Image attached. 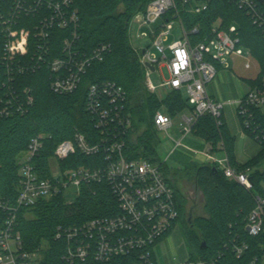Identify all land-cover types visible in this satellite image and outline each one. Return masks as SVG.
I'll list each match as a JSON object with an SVG mask.
<instances>
[{
	"label": "built area",
	"instance_id": "obj_1",
	"mask_svg": "<svg viewBox=\"0 0 264 264\" xmlns=\"http://www.w3.org/2000/svg\"><path fill=\"white\" fill-rule=\"evenodd\" d=\"M228 1L244 10L264 33V0ZM73 3L74 0H0V62L7 70V84L4 83L5 90L0 93V118L23 115L35 104L32 88L27 84L22 85L19 76L48 66L52 91L67 95L78 89L83 76L95 61L104 59L109 51L106 44L94 49L92 54L79 49L80 17ZM208 8V0H152L144 12L134 15L129 26L130 35L133 25L151 27L159 19L163 20L161 25L150 31L152 46L135 48L146 69V86L150 92H158L150 75L163 60L170 78L160 87L166 92L188 91L191 108L180 113V140L175 141L169 135L174 126L172 116L165 110L157 111L154 116L157 130L164 132L174 142L171 152L184 146V138L194 135L193 127L200 117L212 116L218 127L224 124L225 103L214 99L207 90V85L216 79L219 67H230V59L239 56L245 59L246 69L255 65L258 73L262 72L258 62H252L255 58L251 50L242 44L237 23L224 28L223 20L219 18L212 25L207 39L192 42V35L199 30L196 27L191 31L186 28L182 12L199 14ZM32 14L39 17L38 21L30 28L18 30V25ZM173 19L179 21L182 36L166 45L165 41L173 29ZM138 37L143 36L139 33ZM153 48L156 53L152 52ZM167 51H170V55ZM157 53L161 56L158 57ZM127 98L125 89L116 82L89 85L86 109L94 115L100 141L90 144L84 134L77 132L73 139L60 142L50 158L49 177L39 174L36 163L46 135L40 134L31 139L19 161L15 198L0 196V264H40L39 252L28 251L24 247L19 221L23 209L58 197L73 203L81 195L82 186L94 182L109 184L117 200L118 212L80 224L59 225L55 238L67 244L64 259L71 264L90 258L108 262L118 256L135 254L141 264H157V260L152 258L155 257L154 247L177 224L180 211L175 190L166 181L160 166L147 159H129L125 155L124 135L132 127ZM237 104L245 127L259 140L260 117L264 120V71L260 81L249 87ZM220 149L224 151L223 143ZM77 152L86 156L102 154L104 164L62 169L60 161ZM224 153L222 157L208 155V160L228 180L238 182L247 190H254L252 168L238 170ZM71 195L75 200L68 201ZM254 201L255 207L245 224L246 233L253 238L264 236L262 185L259 192L254 194ZM258 246L261 255L253 256L246 264H264V242H259ZM229 247L238 259H242L250 250V244L239 236L233 239Z\"/></svg>",
	"mask_w": 264,
	"mask_h": 264
},
{
	"label": "trees",
	"instance_id": "obj_2",
	"mask_svg": "<svg viewBox=\"0 0 264 264\" xmlns=\"http://www.w3.org/2000/svg\"><path fill=\"white\" fill-rule=\"evenodd\" d=\"M151 1L74 0L73 6L78 10L80 17L79 49L83 53L92 54L94 49L106 44L109 51L102 61H95L88 68L78 89L67 95L52 91L48 66L19 76L22 85L27 84L32 88L35 104L23 115L0 118V196L15 198L19 161L32 138L40 134L46 135L43 148L36 159L38 172L42 177L50 176V158L60 142L73 139L77 132L84 134L90 144L99 142L100 133L95 126L94 115L86 109L88 87L92 83L116 82L127 92V109L132 114V127L124 135L125 155L129 159H147L158 164L166 181L174 188L180 211L177 222L183 219L188 242L193 248L191 261L206 264H246L248 259L261 255L258 244L264 242V236L253 238L245 231L247 218L255 207L254 194L259 192L264 179V169L252 172L255 189L247 190L238 182L228 180L214 163L197 166L195 181L204 196L207 216L197 217L193 221L186 218V198L174 181L175 175L168 170L166 162L158 157L160 139L154 116L157 111L165 110L174 118L191 108L189 99L183 97L182 90L169 91L163 98L148 90L146 69L131 44L129 35L132 18L135 14L144 12ZM208 2L209 8L202 13L182 12L186 28L191 31L196 27L199 30L192 35V42L207 39L212 25L219 18H222L224 28L237 23L242 44L251 50L262 68L258 80H246L250 87L255 86L264 71L262 29L253 23L244 10L230 1ZM38 19L36 14H32L18 25L17 29L30 28ZM58 44L60 46V43ZM6 74V67L0 62V93L5 90L4 83L7 84ZM259 124V140L245 125L244 128L262 146L260 156H264V120L261 117ZM193 134L210 144L212 152L221 151L220 144L223 143L231 164L238 170L252 168L256 163L257 158L245 165L237 163L234 155V136L225 122L218 127L212 116L200 117L193 127ZM103 164L102 154L86 156L81 152L60 161L62 169L79 165L96 167ZM117 212V200L107 182L83 185L81 195L73 203H67L60 197L42 200L33 207L23 209L19 215L24 247L28 251L39 252L40 264H71L64 259L66 242L55 238L57 227L70 223L80 224L96 217L113 216ZM237 236L250 244V250L242 259L236 258L229 247ZM44 243L47 244L45 247ZM152 258L156 261L154 256ZM72 264L141 263L138 257L132 254L118 256L108 262H98L90 258Z\"/></svg>",
	"mask_w": 264,
	"mask_h": 264
},
{
	"label": "rangeland",
	"instance_id": "obj_3",
	"mask_svg": "<svg viewBox=\"0 0 264 264\" xmlns=\"http://www.w3.org/2000/svg\"><path fill=\"white\" fill-rule=\"evenodd\" d=\"M174 20L173 29L168 35L165 44L168 45L179 39L182 36V31L179 21ZM163 22L159 19L150 26L139 27L138 25L131 26L130 29V41L135 48H150L152 46V38L150 37V31L153 28H157ZM142 34V38L138 37V34ZM153 53H156V49H152ZM170 55V51H167ZM158 57L161 54L157 53ZM245 59L234 56L230 59V67H220L221 71L218 72L216 80H214L212 88L214 91L221 92L225 99V105L223 110V120L228 126L232 136H234V155L239 164L245 165L252 160L256 159V163L252 165V170H261L264 166V156H260L262 153V146L254 140V138L245 130L242 119L238 114V104L241 96L248 90L247 79L258 80V69L255 65L251 69L244 67ZM253 63L255 59H252ZM164 65V61L161 60L159 68L152 72L150 79L152 83L158 87L157 96L163 98L167 92L160 87L161 83L169 80L170 75L168 68ZM235 76V77H234ZM208 86V85H207ZM183 97L187 100L189 94L187 89H183ZM239 99H235V98ZM223 102V101H222ZM180 122V113L173 118L174 126L169 131L170 137L178 141L182 138V134L179 131L178 124ZM193 135L188 136L183 140V147L178 148L174 152L170 153L174 142L170 137H167L164 132L158 131V137L160 144L157 148L158 157L166 162L168 170L171 174L175 175L174 181L178 187H180L183 195L186 198V218L191 217V221L200 216H207L205 211V199L202 191L198 189L195 181V168L202 163L198 160L197 154L192 151H206V144L192 138ZM190 147L192 151H188L186 147ZM219 154V153H217ZM176 173V174H174ZM264 187V184H262ZM68 201L75 200L71 195ZM189 216V217H188ZM183 219L181 218L171 233L158 241L154 247V253L157 260V264H181L184 261H189L193 248L189 244ZM47 244L44 243L43 247ZM198 264L199 262H192Z\"/></svg>",
	"mask_w": 264,
	"mask_h": 264
},
{
	"label": "crops",
	"instance_id": "obj_4",
	"mask_svg": "<svg viewBox=\"0 0 264 264\" xmlns=\"http://www.w3.org/2000/svg\"><path fill=\"white\" fill-rule=\"evenodd\" d=\"M221 71V68L219 67L218 68V72H220ZM235 77V76H234ZM217 78V77H216ZM216 80V79H215ZM213 82V81H212ZM209 83L208 84V86H207V90H208V93L210 94V96H212L214 99H216V100H220V101H225V99H224V96H223V94L221 93V92H218V91H214V89L212 88V86H213V83ZM249 84H248V90H249ZM247 90V91H248ZM236 100L237 99H239L238 97L237 98H235ZM225 103V102H224ZM171 130V129H170ZM186 138H188V137H186ZM192 138L193 139H195V140H198V141H200V142H202V143H204V144H206V146H207V150L206 151H199V152H197V151H195V150H193L192 151V149L190 148V147H186V149L188 150V151H192L193 153H195V154H197V158H198V160L203 164V163H210V161L208 160V155H215V156H217V157H222V156H224V151H217V152H212L211 151V146H210V144H208L205 140H203L202 138H199V137H196L195 135H193L192 136ZM185 139V138H184ZM183 139V140H184ZM173 148V147H172ZM177 150V149H176ZM172 151V149L170 150V153H172L171 152ZM175 151V150H174ZM173 151V152H174ZM217 153H219V154H217ZM237 163L239 164V162L237 161ZM162 240V239H161ZM160 240V241H161ZM193 261H191V259L189 260V261H184L183 263H181V264H194V263H192Z\"/></svg>",
	"mask_w": 264,
	"mask_h": 264
},
{
	"label": "water",
	"instance_id": "obj_5",
	"mask_svg": "<svg viewBox=\"0 0 264 264\" xmlns=\"http://www.w3.org/2000/svg\"><path fill=\"white\" fill-rule=\"evenodd\" d=\"M148 66H149L152 70L154 69L153 66H151V65H149V64H148ZM189 221H191V217L189 218Z\"/></svg>",
	"mask_w": 264,
	"mask_h": 264
}]
</instances>
